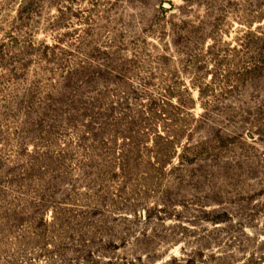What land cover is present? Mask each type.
I'll list each match as a JSON object with an SVG mask.
<instances>
[{"label":"rangeland","instance_id":"rangeland-1","mask_svg":"<svg viewBox=\"0 0 264 264\" xmlns=\"http://www.w3.org/2000/svg\"><path fill=\"white\" fill-rule=\"evenodd\" d=\"M0 264H264V0H0Z\"/></svg>","mask_w":264,"mask_h":264},{"label":"trees","instance_id":"trees-1","mask_svg":"<svg viewBox=\"0 0 264 264\" xmlns=\"http://www.w3.org/2000/svg\"><path fill=\"white\" fill-rule=\"evenodd\" d=\"M190 261V260H189Z\"/></svg>","mask_w":264,"mask_h":264}]
</instances>
